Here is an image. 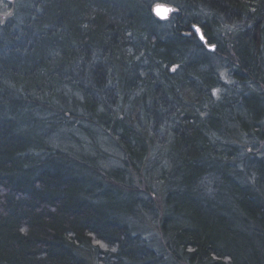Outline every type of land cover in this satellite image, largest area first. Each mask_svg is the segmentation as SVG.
I'll return each instance as SVG.
<instances>
[{
  "label": "trees",
  "instance_id": "trees-1",
  "mask_svg": "<svg viewBox=\"0 0 264 264\" xmlns=\"http://www.w3.org/2000/svg\"><path fill=\"white\" fill-rule=\"evenodd\" d=\"M0 264H264V0H0Z\"/></svg>",
  "mask_w": 264,
  "mask_h": 264
},
{
  "label": "water",
  "instance_id": "water-1",
  "mask_svg": "<svg viewBox=\"0 0 264 264\" xmlns=\"http://www.w3.org/2000/svg\"><path fill=\"white\" fill-rule=\"evenodd\" d=\"M158 11L160 14H158ZM173 12V9L169 6H166V5H154L152 8H151V14L152 16L158 20V21H166L170 14ZM191 31L192 33L196 36V38L198 39V41L202 44V45H205L206 44V40L205 38L203 37V34L200 30L199 27L197 26H192L191 28ZM203 37V38H202ZM208 50L210 51H213L214 49L212 47H208L207 48Z\"/></svg>",
  "mask_w": 264,
  "mask_h": 264
},
{
  "label": "bare ground",
  "instance_id": "bare-ground-1",
  "mask_svg": "<svg viewBox=\"0 0 264 264\" xmlns=\"http://www.w3.org/2000/svg\"><path fill=\"white\" fill-rule=\"evenodd\" d=\"M208 47H209V46H207L206 49H207ZM212 48H213V47H212ZM213 49H214V48H213ZM207 51H209V52H213L214 50H213V51H210V50L207 49ZM237 94H238V93H237ZM244 147H247V146L244 145V144H239V143H238V145H237V152H236V154H237L238 156L245 155V154L242 153Z\"/></svg>",
  "mask_w": 264,
  "mask_h": 264
},
{
  "label": "snow or ice",
  "instance_id": "snow-or-ice-1",
  "mask_svg": "<svg viewBox=\"0 0 264 264\" xmlns=\"http://www.w3.org/2000/svg\"><path fill=\"white\" fill-rule=\"evenodd\" d=\"M158 14H160L159 11H158ZM202 38H203V37H202Z\"/></svg>",
  "mask_w": 264,
  "mask_h": 264
}]
</instances>
